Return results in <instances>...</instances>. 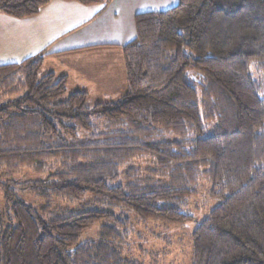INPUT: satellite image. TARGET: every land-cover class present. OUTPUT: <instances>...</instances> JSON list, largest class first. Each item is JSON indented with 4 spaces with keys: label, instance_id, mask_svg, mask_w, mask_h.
Listing matches in <instances>:
<instances>
[{
    "label": "trees",
    "instance_id": "1",
    "mask_svg": "<svg viewBox=\"0 0 264 264\" xmlns=\"http://www.w3.org/2000/svg\"><path fill=\"white\" fill-rule=\"evenodd\" d=\"M49 1L0 11L26 18ZM136 28L124 94L93 107L67 75L43 74L41 56L0 65V264H145L127 213L193 222L203 180L221 202L193 233L191 264H264V0H178ZM23 168L47 179L17 184ZM16 187L45 200L40 211Z\"/></svg>",
    "mask_w": 264,
    "mask_h": 264
},
{
    "label": "crops",
    "instance_id": "2",
    "mask_svg": "<svg viewBox=\"0 0 264 264\" xmlns=\"http://www.w3.org/2000/svg\"><path fill=\"white\" fill-rule=\"evenodd\" d=\"M177 2L51 0L26 18L0 11V65L41 56V72L67 75L69 92L116 100L126 90L123 48L136 38L137 15Z\"/></svg>",
    "mask_w": 264,
    "mask_h": 264
},
{
    "label": "rangeland",
    "instance_id": "3",
    "mask_svg": "<svg viewBox=\"0 0 264 264\" xmlns=\"http://www.w3.org/2000/svg\"><path fill=\"white\" fill-rule=\"evenodd\" d=\"M116 98L119 97H115L114 99ZM97 99L89 98L88 105L93 107L99 102L110 101V99H103L101 97H97ZM45 179H47V174H37L26 168H23L20 173L12 177V180L17 184L37 182ZM210 188V183L205 180L201 181L197 188V196L191 199L189 210L195 215L193 222L186 224L155 220L141 222L134 214L127 213L131 217L135 228L131 243L129 244L130 247L133 246L131 254L138 257L136 259L145 264H152L153 262H157L158 264H191L193 258V233L200 222L208 216L210 210L221 202V200L211 195ZM16 194L38 211H40L45 203V200L32 192L30 187H16ZM87 200L88 198L83 201L64 202L55 198L53 199L52 206L53 208H58V206L63 208L83 207ZM5 207L4 191L0 186V211L4 212ZM98 230L99 225L86 230L81 235L79 243L96 240Z\"/></svg>",
    "mask_w": 264,
    "mask_h": 264
}]
</instances>
